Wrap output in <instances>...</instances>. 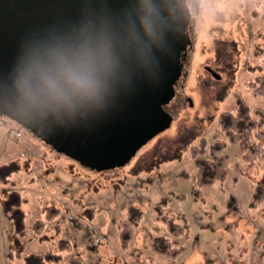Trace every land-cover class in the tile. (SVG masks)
Masks as SVG:
<instances>
[{"label": "rangeland", "instance_id": "1", "mask_svg": "<svg viewBox=\"0 0 264 264\" xmlns=\"http://www.w3.org/2000/svg\"><path fill=\"white\" fill-rule=\"evenodd\" d=\"M188 6L192 46L170 103L173 122L125 166L94 171L0 116V264H24L31 253L62 256L50 264H70L72 255L83 264H253L256 258L264 264V202L250 203L264 160L245 162L219 123L240 101L253 115L264 109L256 91L264 75V0H188ZM202 139L206 156L216 139L227 142V176L207 187L196 185L192 156ZM185 172L189 178L180 177ZM163 198L164 213L184 227L177 258L151 245L154 236L174 239L157 213ZM136 214L141 219L123 249L120 225ZM39 220L46 224L38 232ZM102 224L118 234L104 239L105 226L102 234L85 228ZM61 240H70L71 250H62Z\"/></svg>", "mask_w": 264, "mask_h": 264}, {"label": "water", "instance_id": "2", "mask_svg": "<svg viewBox=\"0 0 264 264\" xmlns=\"http://www.w3.org/2000/svg\"><path fill=\"white\" fill-rule=\"evenodd\" d=\"M191 20L187 0H0V116L87 168L125 166L171 126Z\"/></svg>", "mask_w": 264, "mask_h": 264}, {"label": "trees", "instance_id": "3", "mask_svg": "<svg viewBox=\"0 0 264 264\" xmlns=\"http://www.w3.org/2000/svg\"><path fill=\"white\" fill-rule=\"evenodd\" d=\"M262 86L257 85L256 91L264 95V75L260 77ZM219 123L226 134L229 142L239 144L243 149V160L245 162H254L264 160V109L254 110V115L248 105L239 102L236 111H226L219 116ZM227 142L223 139H216L209 147V156H206L207 143L202 139L200 144L192 149V156L195 158L197 166L196 185L207 187L217 181L224 180L227 176V159L228 155L223 154ZM182 178H189L188 173L180 174ZM264 201V176L253 188L251 205L258 207ZM167 204L166 198H163L156 206L158 216L163 219L167 230L174 237L169 240L165 237L154 236L151 241L152 249L156 254L177 258L183 252V247L178 244V238L184 232V227L176 223L174 219L169 218L163 210ZM13 215V214H12ZM141 219L140 214H136L129 219L122 221L119 229V239L121 248L127 249L133 238V228L138 225ZM46 222L39 220L35 223L37 231L45 228ZM60 248L62 250H71L72 243L70 240H61ZM61 255L57 254H36L31 253L24 257V264H50L51 261H60ZM70 264H83L79 256L72 255L68 258Z\"/></svg>", "mask_w": 264, "mask_h": 264}, {"label": "clouds", "instance_id": "4", "mask_svg": "<svg viewBox=\"0 0 264 264\" xmlns=\"http://www.w3.org/2000/svg\"><path fill=\"white\" fill-rule=\"evenodd\" d=\"M65 75L68 77L70 82L77 88L80 89H89L93 86V81L87 75H82L81 73L68 69L65 72Z\"/></svg>", "mask_w": 264, "mask_h": 264}, {"label": "crops", "instance_id": "5", "mask_svg": "<svg viewBox=\"0 0 264 264\" xmlns=\"http://www.w3.org/2000/svg\"><path fill=\"white\" fill-rule=\"evenodd\" d=\"M264 202V201H263ZM262 204V203H261ZM259 207V206H258ZM257 208V207H256ZM102 226V229H103V227L105 226V224L103 225H101ZM104 229H106L107 231H108V235H109V233H111V235H114L115 234V232H116V234H118L117 233V231H115L114 230V225H113V227H112V229L110 230V229H108V226H105V228ZM108 237V236H107ZM260 253H262V255H264V251H262V252H260ZM240 256V255H239ZM236 257H238V255H232V254H230V259L231 260H235V258ZM259 260H260V258H256V262L254 263L253 262V264H261V262H259ZM243 262H245V264H247L246 263V261H235V264H243Z\"/></svg>", "mask_w": 264, "mask_h": 264}, {"label": "built area", "instance_id": "6", "mask_svg": "<svg viewBox=\"0 0 264 264\" xmlns=\"http://www.w3.org/2000/svg\"><path fill=\"white\" fill-rule=\"evenodd\" d=\"M11 133L16 134L17 136H21L22 135L21 132L19 130L15 129V128L11 129ZM87 228L89 230H95L97 232H100V227H87ZM96 242H99V240L96 241Z\"/></svg>", "mask_w": 264, "mask_h": 264}, {"label": "flooded vegetation", "instance_id": "7", "mask_svg": "<svg viewBox=\"0 0 264 264\" xmlns=\"http://www.w3.org/2000/svg\"><path fill=\"white\" fill-rule=\"evenodd\" d=\"M187 3H188V0H187ZM192 29V28H191ZM191 29H189V31H191ZM179 83V82H178ZM176 87H177V85H176ZM164 109H165V111L169 114V115H171L172 116V114H171V110H170V104L169 105H166L165 107H164ZM173 117V116H172Z\"/></svg>", "mask_w": 264, "mask_h": 264}]
</instances>
